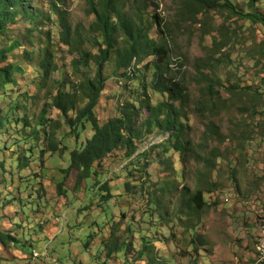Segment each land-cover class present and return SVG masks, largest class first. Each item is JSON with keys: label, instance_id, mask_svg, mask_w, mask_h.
I'll use <instances>...</instances> for the list:
<instances>
[{"label": "rangeland", "instance_id": "374dc122", "mask_svg": "<svg viewBox=\"0 0 264 264\" xmlns=\"http://www.w3.org/2000/svg\"><path fill=\"white\" fill-rule=\"evenodd\" d=\"M50 1L29 4L30 12L40 10L39 23L22 16L11 34L22 47L0 64V68L8 63L21 68L14 69L13 82L0 90V228L14 238L6 246L0 242V264H235L223 260L232 253L208 247L205 230L213 243L230 241L236 233L245 247L250 245L249 232L256 234L252 236L256 243L264 220V102L242 89L264 93V28L221 12L199 15L194 22L179 20L183 5L177 0H122L128 18L135 20L139 8L145 14H161L168 25V46L172 58L182 64L179 78L189 94L183 140L191 142L194 151L183 164L171 149L161 156L164 165H158L156 150L149 146V164L144 167L148 161L139 152L164 137L151 133L145 142H137L130 156L123 148L111 152L95 167L97 175L88 178L86 186L75 188L72 177L65 178L61 169L69 165L71 150L82 146L92 132L88 125L78 130V137L71 135L66 118L53 105L59 89L73 91L72 84L80 78L73 71L75 55L59 41L62 29L49 10ZM55 1L65 8L73 28L89 30L94 16L87 0ZM231 1L248 11L244 0ZM257 9L264 12V0H259ZM221 26L231 35L226 43L219 34ZM11 42L6 36L0 38V49ZM83 47L96 50L87 42ZM46 48L55 65L51 73L41 66ZM89 72L95 74L94 69ZM123 73L112 57L96 108L100 124L118 115L126 101L139 108L136 124H140L147 112L134 100H141L143 85L150 106L162 99L150 89V67L141 65L135 89H131L135 81L123 78ZM208 74L223 91L216 109L208 99ZM82 106L80 102L78 107ZM209 123L217 127L222 143L206 132ZM49 140L66 150L52 151ZM209 152L218 157L209 155L208 164L195 158L197 154L207 158ZM60 182L64 195L57 191ZM104 183L107 190L99 188ZM183 187L212 190L204 197L211 205L199 217L179 213L187 199L181 195ZM103 194L110 197L102 200ZM186 219L196 224L194 236L202 237V244L195 243L198 252L184 228ZM143 238L151 242L152 252L139 255ZM34 250L40 255L34 256ZM236 264H241L240 259Z\"/></svg>", "mask_w": 264, "mask_h": 264}, {"label": "trees", "instance_id": "16d2710c", "mask_svg": "<svg viewBox=\"0 0 264 264\" xmlns=\"http://www.w3.org/2000/svg\"><path fill=\"white\" fill-rule=\"evenodd\" d=\"M64 0H61L63 2ZM182 3L181 9L178 12L179 20L197 21V17H207L212 13H225L236 17L240 20L257 24L264 28V12L257 9L259 0H244L248 11L237 8L231 0H177ZM33 0H0V38L6 36L10 39L11 44L0 49V64L5 63L9 59V55L14 53L17 48L22 47L18 37H13V26L19 23L22 16L37 25L39 12H30L29 4ZM90 8L91 15L94 16V21L90 25L86 33H82L80 28H73L68 22L65 8L55 0L49 2V10L57 17L59 25L62 29L59 41L69 47L70 53L75 55L72 60L73 71L80 78L78 83L72 84L73 91L68 92L65 89H59L58 94L54 97L53 105L58 109L62 116L67 120L70 126L71 135L77 136L80 128L86 130L89 125L92 134L82 146L74 148L70 152V163L67 167L62 168L64 177H72L73 187L79 188L81 185L86 186V180L90 177L97 175L98 164L109 155L111 152L118 148H123L127 156L133 154L137 149V142H145L149 134L156 133L155 135H163L161 142H153L146 148L139 152L145 161H148L147 150L149 146L152 150H156L154 158L157 159L158 165H164L165 161L161 156L166 154L171 149L181 156L183 164L185 157L190 155L194 150L191 142L183 140L184 132L187 127L184 126L183 120L187 118L184 111V106L189 103L188 90L179 78L183 70L180 68L182 64L178 59H173L171 50L169 49V38L166 35V30L169 31L168 25L161 14L152 13L145 14L141 9H136V19L132 20L124 14L125 4L122 0H87ZM227 15V16H228ZM229 16V17H230ZM20 17V18H19ZM224 27H220L219 34L222 40L226 43L231 37ZM154 31V32H153ZM92 44L95 49L87 50L83 46ZM214 47L218 43L214 40ZM217 45V46H216ZM264 47V41L262 44ZM210 51L213 50L210 48ZM116 58V69L123 70V78L135 81L134 88L136 87V77H138V70L141 65L145 69L152 70L150 89L153 93L159 94L162 98L156 105L150 106L147 93L145 92L146 86L141 88L144 90L139 96L141 100L134 102L138 103L141 110L147 112V116L140 124L138 122L139 108L134 106L133 102L126 101L120 104L118 108V115L107 119L104 123L100 124V120L96 114V108L100 101L101 94L106 86L107 77L105 75V68L112 59ZM149 61L145 63V60ZM218 61L224 59L218 58ZM174 65L171 67V65ZM42 68L47 73H51L55 67L52 60V52L49 48L45 49L44 56L42 57ZM85 70H81V68ZM138 68V70H136ZM21 68L18 66L14 68L13 63H8L0 68V90L10 82H13V74ZM90 69L95 70L93 75L89 72ZM207 79L206 90L210 94L209 102L211 108L217 107V102L222 100V87H218V82L215 77ZM141 78L145 79V75ZM128 84V83H127ZM246 89L252 98L262 99L264 102V93L259 96ZM225 90H229L226 88ZM80 102L83 106L79 108ZM177 103V105H176ZM15 106V105H14ZM16 107V106H15ZM1 111V110H0ZM212 112V111H211ZM71 113H75L71 116ZM45 115L41 121L45 122ZM1 124V123H0ZM206 132L209 135L215 134V141L222 143L223 139L217 134L218 129L209 123L206 125ZM212 133V134H211ZM145 140V141H144ZM210 140H213L210 138ZM52 151L57 152L60 148L66 150V146L60 147V142L55 140L48 143ZM203 147H205L203 145ZM160 148V151H159ZM201 148V146H198ZM203 153V150H202ZM208 157L197 154L196 159L203 163H209ZM218 157V155H213ZM147 163V164H146ZM149 164L145 162L144 167ZM3 163H0V168ZM209 167V165H208ZM167 169V168H165ZM106 183L102 184L99 188L107 190ZM127 190V186H126ZM57 191L64 195L63 183L57 185ZM181 195L187 197L185 200L184 209H180L179 213L184 214L186 218L199 217L204 212L205 207L211 205L205 200V194L211 192V189L204 191L202 189H195L191 191L188 187L181 188ZM164 192V190H162ZM109 195H102V200H107ZM184 228L189 232L191 237V244H202L201 235H195V223L189 222V219L184 220ZM190 223V224H188ZM184 230V229H183ZM182 233V232H181ZM14 239L11 235L2 232L0 228V242L6 246L8 242ZM151 242L142 239L141 250L139 255L151 253L152 247L149 246ZM197 251V247L195 246ZM198 252V251H197Z\"/></svg>", "mask_w": 264, "mask_h": 264}, {"label": "crops", "instance_id": "0c3cea01", "mask_svg": "<svg viewBox=\"0 0 264 264\" xmlns=\"http://www.w3.org/2000/svg\"><path fill=\"white\" fill-rule=\"evenodd\" d=\"M255 233V232H254ZM249 239H250V245L245 244L246 246L244 247V242L242 240V238L237 235L235 233V235H233L232 238H229V240H220L218 242L213 243L211 240H209V238L207 237V230H205V239H206V244L210 245L208 246L209 248L213 246H215L216 250L218 249H222V252H226L227 254L232 253V255L229 258H225L223 260L226 261H231L232 263H234L235 260V264L238 262V259H240L241 264H253L254 263V255H252V252L254 253V244H253V239L252 236L256 235V234H252L251 232L248 233ZM220 236L223 235V233H219ZM258 235V234H257ZM257 237V236H256ZM232 240L234 242H232ZM240 240L239 244L237 243V241ZM245 243H247V241H245ZM219 254V253H218ZM233 254H236V256L234 257ZM225 262V261H223ZM214 264V263H213Z\"/></svg>", "mask_w": 264, "mask_h": 264}, {"label": "built area", "instance_id": "2783aa9c", "mask_svg": "<svg viewBox=\"0 0 264 264\" xmlns=\"http://www.w3.org/2000/svg\"><path fill=\"white\" fill-rule=\"evenodd\" d=\"M174 66L173 64L171 67ZM263 210H264V202H263ZM255 260L254 264H264V220L263 223L260 226V232L258 235V238L256 239L255 243ZM34 256H39V252L34 250L33 252Z\"/></svg>", "mask_w": 264, "mask_h": 264}]
</instances>
